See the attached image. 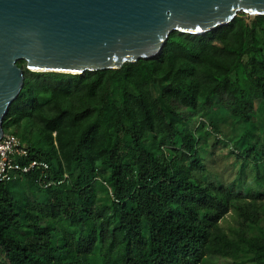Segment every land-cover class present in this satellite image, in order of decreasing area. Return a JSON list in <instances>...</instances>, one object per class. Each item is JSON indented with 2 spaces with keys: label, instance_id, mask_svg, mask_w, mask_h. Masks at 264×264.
<instances>
[{
  "label": "trees",
  "instance_id": "1",
  "mask_svg": "<svg viewBox=\"0 0 264 264\" xmlns=\"http://www.w3.org/2000/svg\"><path fill=\"white\" fill-rule=\"evenodd\" d=\"M244 15L118 69L17 61L3 129L55 184L0 183V264H264V15ZM217 147L238 164L227 183L206 166Z\"/></svg>",
  "mask_w": 264,
  "mask_h": 264
},
{
  "label": "water",
  "instance_id": "2",
  "mask_svg": "<svg viewBox=\"0 0 264 264\" xmlns=\"http://www.w3.org/2000/svg\"><path fill=\"white\" fill-rule=\"evenodd\" d=\"M264 0H0V137L32 71L81 74L159 54L172 31L201 35Z\"/></svg>",
  "mask_w": 264,
  "mask_h": 264
},
{
  "label": "built area",
  "instance_id": "3",
  "mask_svg": "<svg viewBox=\"0 0 264 264\" xmlns=\"http://www.w3.org/2000/svg\"><path fill=\"white\" fill-rule=\"evenodd\" d=\"M46 160L34 157L29 147L12 133L4 132L0 137V183H6L18 176L32 174L43 187L55 184L49 174ZM67 175H63V180Z\"/></svg>",
  "mask_w": 264,
  "mask_h": 264
},
{
  "label": "rangeland",
  "instance_id": "4",
  "mask_svg": "<svg viewBox=\"0 0 264 264\" xmlns=\"http://www.w3.org/2000/svg\"><path fill=\"white\" fill-rule=\"evenodd\" d=\"M246 14V13H245ZM253 16L250 14L244 15L247 16ZM5 132L14 133L13 128L5 129ZM226 131V130H225ZM229 132V131H227ZM26 144V143H24ZM213 154H210L206 158V166L210 168L212 171H214L216 174L219 175L222 182L227 183L231 180H233L236 177L237 173V167L238 164H236V160L234 156H229L226 150L217 148H212ZM251 178L248 177L247 181H250ZM25 180L15 181L12 185L18 184V185H24ZM224 226H229L232 224V218L231 216H228L224 221H222ZM221 264H230L229 261L225 262L223 261Z\"/></svg>",
  "mask_w": 264,
  "mask_h": 264
}]
</instances>
